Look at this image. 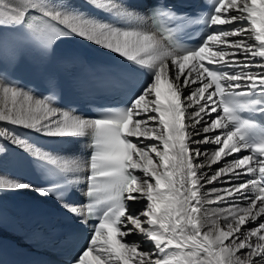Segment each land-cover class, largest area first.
<instances>
[{"label": "snow or ice", "instance_id": "6c2138e0", "mask_svg": "<svg viewBox=\"0 0 264 264\" xmlns=\"http://www.w3.org/2000/svg\"><path fill=\"white\" fill-rule=\"evenodd\" d=\"M161 6L165 11L160 15L177 28L201 22L195 14L178 15L175 5H161L159 0L152 5L153 14ZM93 8L122 15L102 0H0V31H22L45 52L80 38L122 57L129 76L145 77L126 92L124 106L106 109L96 118L54 106L51 96L38 98L22 86L0 82V122L45 137H89L93 149L86 159L66 158L4 128L0 138L63 184L45 188L0 178V190L31 189L41 195L61 187L68 191L78 182L70 176L87 172L83 194L88 203L58 197L62 210L88 233L69 264H264V220L245 227L264 216V187L248 194L264 182V126L239 115L259 112L264 119V0H215L202 22L231 27H214L196 46L184 48L164 47L154 32L105 22L90 11ZM166 31L171 39L172 29ZM185 89H190L187 95ZM205 116L211 121H204ZM218 129L223 133L207 135ZM201 132L202 139H193ZM207 143L218 146L210 156L191 147ZM242 151L251 154L235 157L204 182L248 174L259 181L213 188L216 202L239 197L247 203L223 210V225L220 219L206 224L198 215L205 176L200 170ZM201 156L204 162H198ZM141 199L146 204L137 212L128 202ZM134 232L155 251L125 239Z\"/></svg>", "mask_w": 264, "mask_h": 264}, {"label": "bare ground", "instance_id": "6f19581e", "mask_svg": "<svg viewBox=\"0 0 264 264\" xmlns=\"http://www.w3.org/2000/svg\"><path fill=\"white\" fill-rule=\"evenodd\" d=\"M102 2L106 3L107 5H109L111 7H113L114 9H119L121 11V13H122V16L125 17L126 19H134V18H136V14L135 13H132L129 9L120 6L119 4H117L116 2H114L112 0H102ZM220 27L229 28L231 26L225 25V26H220ZM141 30L148 31L147 29H143V28ZM156 38L161 43V45L166 47L162 43V40L158 36H156ZM241 59H243V57H241ZM169 67L171 68V62L170 61H169ZM252 70L253 71H258V69H252ZM170 75H171V72H170ZM192 87H195V85H193ZM189 91H190V89H185L184 90V94L187 95ZM188 111L191 112V111H193V109H188ZM215 115H216L215 113L212 114L213 117ZM211 118L212 117L205 116L204 117V121L210 122ZM204 121L201 122V125L204 124ZM185 122H186V124L190 123L188 121V119H187V116H186V121ZM201 125H197L196 126V130H199L201 128ZM4 128L13 129L16 132L20 133L22 137H24L23 131L26 130V129H23L22 127L13 126V125L7 124L5 122H0V130H3ZM189 130L191 131L192 129L190 128ZM223 131L224 130L218 129V130H216V132L208 133L207 135L214 136L216 134H222ZM204 135L205 134H203L201 132L200 136H194L193 139H202ZM74 139L77 140V139H81V138H74ZM132 139L135 142V138H132ZM141 139L143 140V138H141ZM6 142H10V141H7V140H4V139L0 138V148L3 149L2 151H0V160L2 159L3 154H4V145H5ZM143 142L144 143H152V141H147V140H143ZM191 147H198L201 150L202 153H207V154H209V156L211 155V153L213 151H215L218 148V146L213 144V143L191 145ZM245 154H248L247 151H242L241 153H234L232 156H228V157L222 158L220 162H218L216 164H211L210 166L206 165L204 168H202L200 170L201 172L205 173V176L201 178V184L203 186L200 188V193H199V195H200V203H199L198 207L200 209V212L198 213V215L202 219V221H204L206 224H210L212 219H220L221 220V224L223 225V220L221 218V213L223 212V210H225L227 208H230V207H232L234 205L244 206L247 203L245 200H243V199H241L239 197H237L235 199H232V200H224V201L216 202V194L212 192V189L215 188V189L219 190V189L232 187L233 185L239 184V183H241L244 180H248V179L254 178L252 176V174L241 175L238 179H230L229 177L222 176L219 181H217V182H215L213 184H207V183L204 182L205 179L208 176H211L212 173L217 168L223 167V166L226 165V163H231L235 157H239V156H242V155H245ZM54 155H59V156H63V157H66V158L81 160L80 158H77V157H74V156H71V155H63V154H60V153H54ZM153 156H154V154H153ZM154 159H155V156H154ZM205 159H206L205 156H201L199 158L198 162H204ZM236 171L240 172L241 170L237 169ZM83 174H84V172L76 173V174L71 175V177H72V179L74 181H78V182H76L78 184V183H80L83 180ZM139 177L143 178V175L140 174ZM0 178L13 179L8 174H6L1 169V167H0ZM250 188H252L251 185H250ZM258 190H259V186H257L256 188H252V191L250 193H248V194L249 195L254 194ZM38 194H40V193H38ZM139 201H143V199H141ZM135 202H137V201H134V202L133 201H129V205L131 207L135 208L136 211L139 208V210L137 212L141 211L143 209V206L136 208L135 206H137V205H135ZM257 203L259 204V202H257ZM144 204H146V200H145ZM261 220H264V216L259 217L257 221L252 222V223L246 225L245 227H248V228L255 227V225L257 223H259ZM129 227H131V226L129 225ZM204 230H207V228H205ZM137 235H141V234H137V233L134 232L131 235H129L128 237H126L125 239L128 240L129 238H131V237L134 238V236H137ZM253 240H255V237H253ZM141 241L142 242L144 241L145 243H147L144 240V238H141ZM244 251H246V250H242V252H244ZM240 254L241 253H238V255H240Z\"/></svg>", "mask_w": 264, "mask_h": 264}, {"label": "rangeland", "instance_id": "374dc122", "mask_svg": "<svg viewBox=\"0 0 264 264\" xmlns=\"http://www.w3.org/2000/svg\"><path fill=\"white\" fill-rule=\"evenodd\" d=\"M144 203H145V200L137 201V202H135V205H137L135 207L137 208V207L144 206L143 205ZM138 210H139V208L137 209V211ZM141 238H143L142 235H137V236H134V238L133 237L129 238L128 241H137V242H139L142 245L141 247H142L143 250L154 252L155 250L151 247V245L148 242L147 243H145L144 241L142 242Z\"/></svg>", "mask_w": 264, "mask_h": 264}]
</instances>
